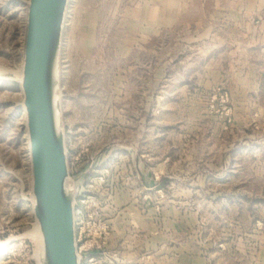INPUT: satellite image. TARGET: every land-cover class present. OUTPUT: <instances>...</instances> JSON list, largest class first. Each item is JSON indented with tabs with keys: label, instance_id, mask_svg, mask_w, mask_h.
<instances>
[{
	"label": "rangeland",
	"instance_id": "rangeland-1",
	"mask_svg": "<svg viewBox=\"0 0 264 264\" xmlns=\"http://www.w3.org/2000/svg\"><path fill=\"white\" fill-rule=\"evenodd\" d=\"M0 0V264H39ZM61 99L81 264H264V0H70Z\"/></svg>",
	"mask_w": 264,
	"mask_h": 264
},
{
	"label": "water",
	"instance_id": "water-1",
	"mask_svg": "<svg viewBox=\"0 0 264 264\" xmlns=\"http://www.w3.org/2000/svg\"><path fill=\"white\" fill-rule=\"evenodd\" d=\"M70 0H28L21 90L32 162L40 264H81L61 99V57Z\"/></svg>",
	"mask_w": 264,
	"mask_h": 264
},
{
	"label": "bare ground",
	"instance_id": "bare-ground-1",
	"mask_svg": "<svg viewBox=\"0 0 264 264\" xmlns=\"http://www.w3.org/2000/svg\"><path fill=\"white\" fill-rule=\"evenodd\" d=\"M22 71H23V65L22 67H20V72L18 73L21 79L22 77ZM23 112H24V115H25V122H24V126L26 128V131H25V138H26V143H27V148H28V151H29V161H30V165H32V162H31V153H30V141H29V133H28V128H27V118H26V111H25V107L23 106ZM31 167V181H33V173H32V166ZM32 199H33V196H32ZM32 234L34 235L35 239H36V242H37V252H36V255H37V258H38V262L40 264V257H41V250H42V234H41V230H40V227H39V224L37 221L34 222V225H33V229H32ZM2 244V242H0V245Z\"/></svg>",
	"mask_w": 264,
	"mask_h": 264
},
{
	"label": "built area",
	"instance_id": "built-area-1",
	"mask_svg": "<svg viewBox=\"0 0 264 264\" xmlns=\"http://www.w3.org/2000/svg\"><path fill=\"white\" fill-rule=\"evenodd\" d=\"M79 250H80V248H79Z\"/></svg>",
	"mask_w": 264,
	"mask_h": 264
}]
</instances>
